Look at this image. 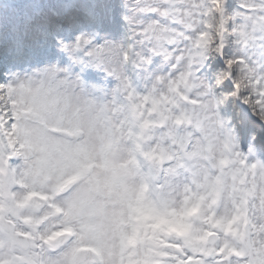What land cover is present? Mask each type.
I'll use <instances>...</instances> for the list:
<instances>
[{
	"label": "snow or ice",
	"instance_id": "snow-or-ice-1",
	"mask_svg": "<svg viewBox=\"0 0 264 264\" xmlns=\"http://www.w3.org/2000/svg\"><path fill=\"white\" fill-rule=\"evenodd\" d=\"M0 264H264V0H0Z\"/></svg>",
	"mask_w": 264,
	"mask_h": 264
},
{
	"label": "clouds",
	"instance_id": "clouds-1",
	"mask_svg": "<svg viewBox=\"0 0 264 264\" xmlns=\"http://www.w3.org/2000/svg\"><path fill=\"white\" fill-rule=\"evenodd\" d=\"M183 66L178 65L175 67L174 71L176 76L174 79L178 78L183 72ZM167 75V74H166ZM170 82L165 81L162 82L158 88L161 90V94H171L169 93V85ZM201 79L199 77H193L190 81V87L186 90V95L191 96L193 101H203L208 102L210 101V97L204 95L205 89L201 86ZM182 87V86H181ZM181 106L187 110L195 111L198 105L194 106L192 103H185L183 101L180 102ZM171 128L173 131L179 133L180 135H186L191 137L192 139H198L200 136V130L196 127L195 123H188L184 124L182 127L178 125H174V122H168V128H165L164 133L166 134L167 131Z\"/></svg>",
	"mask_w": 264,
	"mask_h": 264
}]
</instances>
